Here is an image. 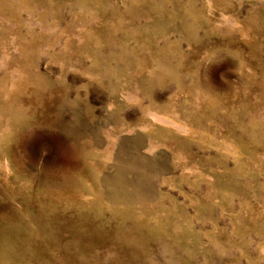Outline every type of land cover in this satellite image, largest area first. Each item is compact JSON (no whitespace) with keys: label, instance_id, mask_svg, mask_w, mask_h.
<instances>
[{"label":"rangeland","instance_id":"rangeland-1","mask_svg":"<svg viewBox=\"0 0 264 264\" xmlns=\"http://www.w3.org/2000/svg\"><path fill=\"white\" fill-rule=\"evenodd\" d=\"M0 264H264V0H0Z\"/></svg>","mask_w":264,"mask_h":264}]
</instances>
